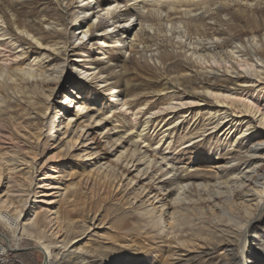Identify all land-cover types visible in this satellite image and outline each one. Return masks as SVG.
<instances>
[{
    "label": "bare ground",
    "instance_id": "1",
    "mask_svg": "<svg viewBox=\"0 0 264 264\" xmlns=\"http://www.w3.org/2000/svg\"><path fill=\"white\" fill-rule=\"evenodd\" d=\"M31 1L0 0V142L5 139L15 145L0 149V183L10 185L14 181L11 173L22 165L25 170L23 196L14 199L7 187L6 198L0 202V221L9 232L8 239L19 247L16 241L30 237L44 251L46 264H100L92 260L96 251L80 249L73 243L75 234L83 235L91 226H76L71 213L79 202L82 207L97 206L105 193L118 196L136 213L141 233H151L142 238L138 249L151 254L153 264H182L183 258L208 256L217 249L226 253V264L253 260L245 250L248 236L253 234L264 242V230L261 236L253 231L263 213L259 203H264V168L258 167L264 161V104L260 105L264 102V0H111L106 6L97 0H45L54 7L40 13L33 11ZM125 12L130 18L122 21ZM65 19L81 37L95 32L102 50L117 53L140 42L141 37L133 34L136 27L140 33L152 32V20L167 26L166 33L176 40H166L158 47L156 60L161 61L163 70L150 71L149 77H144V85H154V89L139 93L136 84L123 81L113 71L97 70L76 47L70 50L74 58L62 67L69 48L67 25L62 23ZM113 36V41H104ZM167 62L169 67L164 68ZM135 66L149 69L137 62ZM168 71L177 79L173 80ZM159 78L164 82H154ZM61 81L74 89L83 82L96 84L108 98L111 120L108 116L100 118L99 107L83 114L84 107L79 106L74 117H68L60 105L46 116L42 103ZM120 86L124 88L117 90ZM62 96L66 103L71 99L79 105L69 92ZM202 105L205 112L198 117ZM118 118L119 125L111 128L99 125L101 120L105 124L118 122ZM191 118H203L202 128H186L180 135ZM78 120L86 126L76 127ZM54 122L59 133H54L56 140L49 144L46 132ZM84 127L99 132L104 146L111 149L112 170L94 160L78 186L68 188V196L67 189L54 178V183L46 184V192L40 197H59L64 213L55 208L59 200H41L42 206H29L24 195H37L32 184L39 171L35 158L41 154V146L47 149L51 145L58 155L78 150L85 153ZM207 131L212 132L205 134ZM217 131L229 139L223 148L212 140L207 144L209 152L221 154L212 177L190 175L186 170L181 175L178 160L194 154L203 147V136L214 137ZM150 132L161 135L157 147L151 146ZM124 135L129 140L122 141ZM158 146H163L164 153ZM226 147L230 152L224 154ZM95 153L86 154L88 161ZM169 153L178 160L168 159ZM27 154L31 156L27 158ZM72 157L80 159L79 154ZM112 171L116 172V182L109 178ZM156 172L158 177H154ZM132 173L134 176L128 178ZM146 179L151 184L141 186ZM134 180V186L127 189ZM156 189L165 191V197L158 198ZM131 195L138 204L131 202Z\"/></svg>",
    "mask_w": 264,
    "mask_h": 264
},
{
    "label": "rangeland",
    "instance_id": "2",
    "mask_svg": "<svg viewBox=\"0 0 264 264\" xmlns=\"http://www.w3.org/2000/svg\"><path fill=\"white\" fill-rule=\"evenodd\" d=\"M97 1L101 2L102 6H106L111 3V0H97ZM45 2H46L45 0L31 1V3L33 4L32 5L33 11H35V13H40L41 11L53 9L54 5L52 3H45ZM17 8H19V6H17ZM123 10L125 11L126 9L123 8ZM234 14H236V12H234ZM228 16L230 15L228 14ZM82 17L83 16H81V18ZM88 18L89 16L86 17V19ZM129 18H130V14L128 12H125L122 21H126ZM151 22L154 24V30L152 32L143 30V32L140 33L138 27H136L135 31H133V34L134 33L138 34L141 37L140 38L141 40H139L140 42H135L133 47L127 46L126 50L119 51L117 53L116 51H112L111 49L102 50L101 43L98 41L99 37L95 36V32L91 34H86V36L81 37V35H79L80 31H77L76 27L72 28V26H70L71 24L70 20H66V19L62 20V23L64 25H67V38L69 40V48L65 56L63 57L64 60H62L63 63L61 64V66L63 67L65 64L69 65V59L74 58L73 56H71L73 54L72 51L70 52V50H72V47H76L78 49L77 52L79 54L87 55L90 58V60L94 63V66L97 67V70H100L103 73L108 71H113L114 74L120 75V79H122L123 81H129L132 85L136 84L135 86L139 93L147 92L148 90H150V88L154 89V85L150 87L144 85L146 82V81L144 82L145 80L144 77H149L150 71H152L153 73L155 72V70L158 71L163 70V64H161V61L159 59L156 60L157 56L159 55L158 47L162 45V43L165 44L166 40L173 39L172 41L174 43L176 39L171 37L168 33H166V29L168 28L167 26L164 25L162 27L161 25L157 24L155 20H152ZM94 23L96 24L97 20L94 21ZM211 25L214 26V28H220L212 23ZM158 26L159 29L157 28ZM44 29L46 31H49L50 27L44 26ZM159 30H161L162 33H160ZM72 32L74 33L71 34ZM184 35H186V31ZM191 37H194V35L190 36L189 38ZM114 38H116V36H113L112 38H109L104 41L110 42L113 41ZM29 50L30 49H28L27 52H29ZM122 56H124L125 61L121 59ZM30 57L31 58L33 57L32 52L30 54ZM136 62L140 65L149 66V69L146 71L143 69H137V67L135 66ZM114 64L115 66H113ZM165 67H169V62H167L164 65V68ZM168 73L170 74V77L173 80L177 79V76L173 74L171 71H168ZM75 81H79V80L77 79ZM154 82L163 83L164 81L163 78H159L156 79ZM72 87L73 85H69L65 81L63 82L61 81L59 83L54 84L50 98H48V100L45 102L43 101L42 103V110L43 108L45 109L44 113H46V116H50L51 113L54 112L53 108L56 106L60 107V105L65 107V109L68 111L67 114L68 117H74L77 108L79 106L84 107L82 111L83 114L86 113L87 110L89 111L90 108L95 107V109H98L99 107L101 108V112H102L101 114L102 116H100V118H106V116H108L107 119L111 120L112 113L110 112L111 109H109V103L107 100L108 98L106 95L102 93V90H100L96 84L94 85L88 82L85 83L83 82L80 88L78 89H74ZM123 88H124L123 86H120L117 90H122ZM63 92H69L73 96V98H77L76 102H79V105L74 104V102H70L71 99H69L68 101L69 103H66V101L63 99L62 96ZM261 99L263 100L262 96ZM60 102H65V104L62 105L60 104ZM96 103L97 105L93 106ZM263 104L264 102L260 101L261 107ZM199 108H200V112L198 114V117L200 113L204 114L205 112L203 105L200 106ZM202 119L203 118H201L200 121L198 120L195 121L191 118L190 121L187 123V125L183 126V130L179 131V134L182 135L183 131L186 128L187 130H189V128L191 127L193 129L195 126L197 127V129L202 128L200 127L203 123ZM204 119H206V117H204ZM102 121L103 120H101L99 125L103 127L111 128L112 125H119V123L121 122V118H118V122L113 121L112 123L107 122L104 124ZM75 125L76 127L78 125L86 126V124L83 123L82 120H78L75 123ZM229 126H230V122L227 123L224 127L226 128ZM56 129H57V122H54L53 124H51L49 131L46 132L45 140H47L49 144H52L53 140H56V137L53 138L55 132L56 134L59 133L58 132L59 130L56 131ZM85 130H87L86 132L87 135L85 134V136L82 138L84 145H86L88 149V151H86L85 153H83L82 150H78L79 153L69 152L67 155H64L66 153H59L58 155L57 149H52L51 145H49L47 149L41 146L39 152L41 154L35 158V164H36L35 167L39 169V171L35 176L34 182H38V184L34 185V182L32 184V188L36 190L37 195L36 197H33V194H30L28 196L24 195L25 198L28 197L27 202L29 203V206H32V204H34V206H42V202H40L41 200H50V199L55 201L59 200V197H56L55 195L48 196L46 198L40 197V194L46 192V190H44L46 184L50 182L54 183L52 181L53 178L55 180V183L60 184V187L62 189L64 190L67 189V193H68L67 196H68L71 190L70 187L78 186L79 179L81 177L83 178L84 174L90 170L88 165H90L91 162H94V160L100 162V164L105 163L106 166L109 165L110 168L107 169H111L114 166V163H112L113 157L110 154L111 149H109L108 146L107 147L104 146L103 144L104 140L99 135V132H96L95 130L90 129L88 127H84L83 132ZM212 131H207L205 134H208ZM221 132L222 131H217L216 135L211 138L210 136L207 137L203 136V138L205 137L204 141L202 142L204 143V145L202 148L195 150V152H193L194 154H185L183 157L180 158V160L177 159L176 155L173 156L171 153L166 154V156L168 159L176 158V160L179 161L176 167L180 168L181 175H184L182 171L186 170L190 173V175L197 173L203 176L205 179L206 178L209 179L214 174L213 173L215 171L213 168L214 164L220 162L221 154L219 156H216V153L214 154V151L209 152L207 148L208 146L207 144L209 140H212V142H216L218 145H221L222 148L224 145L227 146L226 142L229 139V136L228 137H225V135L221 136L220 135ZM149 135L150 138L153 140L151 141V146L153 148L157 147V141L161 135L156 136L155 133H151V132L149 133ZM237 135L238 133L236 132L235 137ZM124 136L125 138H123L122 141L129 140L126 138L127 137L126 135ZM231 139H234V137H232ZM125 145L127 146L128 144ZM8 146H15V145H11V143L5 139L4 141L0 142V149L3 148L2 149L3 151L8 149ZM18 146L21 149V153H23L24 151L22 149H24V147L22 146V144ZM177 147H176V152H178ZM126 148L129 149L130 147L127 146ZM79 149H83V148H79ZM157 149L160 152L165 151L163 149V146L162 147L158 146ZM229 149L230 148L226 147L223 153L225 154V151L230 152ZM143 150L144 149H142L141 151ZM94 152L96 153L93 155L94 157L93 160L88 161L90 157H86V154L94 153ZM170 152H174V151L171 150ZM76 154L80 155L79 160L72 157L73 155ZM30 156L31 155H28L27 158H29ZM189 158L191 160L187 162ZM18 164L20 163L18 162ZM118 167L119 166L116 167L115 165V168ZM258 167L260 168L262 167L263 169L264 161ZM24 172H25L24 165H22L18 168L16 172L11 173V176L13 177L14 181L10 185L6 184L5 181L3 183H0V202L5 200L6 198L7 191L5 188L7 187L9 190L13 191L11 195L14 197V199L18 198V196H23L22 191L25 189L24 187L25 184H23L22 178L25 177ZM115 174L116 172L113 171L109 173L110 180L113 179ZM157 174L158 172L154 174V177H158ZM133 176L134 173L130 174L128 178H132ZM114 182H116V180H114ZM134 183H136L135 180L130 186H128L127 189H130V187L132 188L134 186ZM149 183H150L149 179H146L143 180L140 183V185L148 186L151 184ZM123 184L125 185V187H127L126 181L123 182ZM68 188L70 190H68ZM54 191L56 190H48V192L51 193H53ZM156 193L158 195V198L161 197L164 198L165 197L164 194L166 192L159 191L158 189H156ZM132 196L133 195L130 196L131 202L133 201L134 203H137V200H134ZM118 198H119L118 196L108 197V194L104 193V198L100 199L98 205L92 206L91 208L90 206L82 207L81 202H79L78 206L74 209V212L71 213L72 218L77 221L76 226L85 223L87 226H91V227L83 235L80 233L75 234L74 235L75 239L73 240V243H76V246L79 247L80 249L96 251L97 253H94V255L92 256V260H94L96 263L153 264V261L150 260L151 254H143L140 252V249H138L139 248L138 244L141 242L142 238L145 235L147 236L151 235V233H147V234L141 233V230L139 229V227L141 226L140 219L137 218L136 213L133 212V210L130 207H128L127 205H123L124 202ZM60 201H62V199L59 200V202L54 205L55 208L59 210V212L61 211L62 213H64L62 207L63 204ZM157 206L158 205H155V207ZM259 206L261 207V211L263 213L259 217V219L255 221L253 225L254 227L253 231H256L257 234L261 236V233H263L264 230V220H263L264 203H259ZM22 222L23 221H21L20 224ZM8 238H10L9 232L7 231L6 226L0 221V264H46V257L44 251L37 246L36 242L33 239L24 236L19 241L15 242L17 244L18 243L20 244L19 247H17L14 246V242ZM245 250H246V254L249 253V255L253 258V260L247 262V264H264L263 241H260L259 239H255L253 234H251L247 238ZM225 255L226 253H224V251L217 249L216 251L210 253L208 256L200 255L199 258L198 257L189 258V259L183 258L182 264H226Z\"/></svg>",
    "mask_w": 264,
    "mask_h": 264
}]
</instances>
